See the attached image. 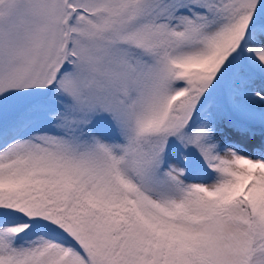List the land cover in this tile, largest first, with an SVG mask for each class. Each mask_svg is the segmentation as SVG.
Listing matches in <instances>:
<instances>
[{
	"label": "snow or ice",
	"instance_id": "1",
	"mask_svg": "<svg viewBox=\"0 0 264 264\" xmlns=\"http://www.w3.org/2000/svg\"><path fill=\"white\" fill-rule=\"evenodd\" d=\"M0 264H264V0H0Z\"/></svg>",
	"mask_w": 264,
	"mask_h": 264
}]
</instances>
